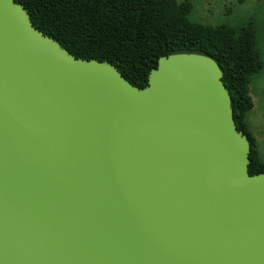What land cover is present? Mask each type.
Returning a JSON list of instances; mask_svg holds the SVG:
<instances>
[{"label":"water","instance_id":"obj_1","mask_svg":"<svg viewBox=\"0 0 264 264\" xmlns=\"http://www.w3.org/2000/svg\"><path fill=\"white\" fill-rule=\"evenodd\" d=\"M249 153L212 57L139 87L0 0V264H264Z\"/></svg>","mask_w":264,"mask_h":264},{"label":"trees","instance_id":"obj_2","mask_svg":"<svg viewBox=\"0 0 264 264\" xmlns=\"http://www.w3.org/2000/svg\"><path fill=\"white\" fill-rule=\"evenodd\" d=\"M15 1L28 11L35 28L56 39L75 57L113 63L139 87L146 85L161 56L198 52L212 57L230 93L236 128L250 142L248 173L264 170L257 140L246 120L253 108L250 79L262 69L253 25L192 21L190 0Z\"/></svg>","mask_w":264,"mask_h":264},{"label":"rangeland","instance_id":"obj_3","mask_svg":"<svg viewBox=\"0 0 264 264\" xmlns=\"http://www.w3.org/2000/svg\"><path fill=\"white\" fill-rule=\"evenodd\" d=\"M189 18L206 25H253L262 69L250 79L253 108L247 113L248 126L257 139L264 161V3L263 0H190Z\"/></svg>","mask_w":264,"mask_h":264},{"label":"crops","instance_id":"obj_4","mask_svg":"<svg viewBox=\"0 0 264 264\" xmlns=\"http://www.w3.org/2000/svg\"><path fill=\"white\" fill-rule=\"evenodd\" d=\"M249 127V126H248ZM249 130H250V128H249ZM250 132L252 133V131L250 130ZM252 135L254 136V134L252 133ZM255 137V136H254ZM256 138V137H255ZM257 140V139H256Z\"/></svg>","mask_w":264,"mask_h":264}]
</instances>
